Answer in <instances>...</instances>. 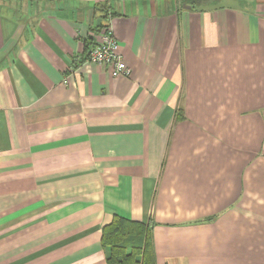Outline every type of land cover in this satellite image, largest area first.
I'll return each mask as SVG.
<instances>
[{"label":"crops","instance_id":"0c3cea01","mask_svg":"<svg viewBox=\"0 0 264 264\" xmlns=\"http://www.w3.org/2000/svg\"><path fill=\"white\" fill-rule=\"evenodd\" d=\"M0 0V264H264V0ZM109 27L131 68L86 46Z\"/></svg>","mask_w":264,"mask_h":264},{"label":"trees","instance_id":"16d2710c","mask_svg":"<svg viewBox=\"0 0 264 264\" xmlns=\"http://www.w3.org/2000/svg\"><path fill=\"white\" fill-rule=\"evenodd\" d=\"M108 0L97 2L95 7L104 18L108 14ZM105 23L100 22L96 29ZM93 41L88 42L86 51ZM151 221L142 222L114 214L102 225L101 245L106 264H156Z\"/></svg>","mask_w":264,"mask_h":264},{"label":"built area","instance_id":"2783aa9c","mask_svg":"<svg viewBox=\"0 0 264 264\" xmlns=\"http://www.w3.org/2000/svg\"><path fill=\"white\" fill-rule=\"evenodd\" d=\"M86 51L85 59L96 64L105 65L112 76H128L131 68L119 54L118 41L109 27H100L98 35Z\"/></svg>","mask_w":264,"mask_h":264}]
</instances>
